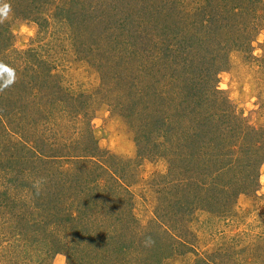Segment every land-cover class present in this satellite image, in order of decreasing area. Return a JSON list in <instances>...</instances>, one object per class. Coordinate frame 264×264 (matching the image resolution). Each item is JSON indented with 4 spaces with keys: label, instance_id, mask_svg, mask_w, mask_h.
<instances>
[{
    "label": "rangeland",
    "instance_id": "1",
    "mask_svg": "<svg viewBox=\"0 0 264 264\" xmlns=\"http://www.w3.org/2000/svg\"><path fill=\"white\" fill-rule=\"evenodd\" d=\"M166 1L169 0H0V7L7 3L11 8L8 18L0 23V84L8 77L5 68L10 69L15 77L9 87L0 88V106L3 105L8 115L1 113L3 118L0 119V166L16 161L18 167L22 168L24 161H27L28 168L35 161H40L35 160L34 149L40 146L36 140L43 136L50 141L58 139L57 148L66 144L69 146L65 149L68 154H77L72 146L78 147L80 139L92 131L98 149L102 154L108 152L106 156L116 155L112 168L122 180L125 179L131 185V199L125 192L124 196L121 193L113 199L116 204L122 202L118 210H124V215L130 213L134 218L128 221L127 218L124 219V225L129 224L132 228L130 235L124 237L129 247L124 253L106 251L104 256L108 260L122 256L129 258L140 252L143 244L132 242L139 229L136 227L141 224L140 228L155 233L160 252L165 250L169 254H166L168 258L163 260V264H264V164L254 167L252 163H244L242 172L245 177L234 179L239 186L252 188L256 185V191L235 197L229 209L222 212H195L190 216V223L186 227L175 231L178 234L184 233L189 242L186 241L183 245L171 240L157 226L159 221L156 217L157 215L161 220L168 221L170 215H166L165 210L172 208L171 215L175 212L170 203L173 190L169 187L172 185L161 176L168 173V160L160 155H147L145 158L138 156L135 134L140 132L131 123L124 108L125 103H128L126 89L123 91L115 83V80H126L127 77L121 79L119 74L129 65H134L136 70L138 61L144 72L149 68L146 64L156 59L163 63L159 65L164 71L160 69V73L154 74L152 80H148L150 72L149 75L142 72L144 82L154 81L161 72H167L165 68L170 65L165 58L169 55L177 58V44L175 46L172 42L166 47L167 41L177 39L179 42L181 37L192 39L190 35H200L203 30L202 20L207 22L215 12L228 16L236 7L244 12V7L248 5L250 8V3L253 9L258 6V10L264 8V5L255 0L253 1L257 6L249 0H181V4L190 10L189 13L183 12L185 19L190 16L188 25L177 32L178 29L173 26L164 27L165 23L156 20L154 16L158 15L151 12L156 5ZM252 15L249 12L246 18L241 14L237 16L238 21H245L241 31L243 34L248 33L247 39L243 38L240 46L237 43L239 38L236 43L232 40V44L227 45L229 57L225 69L218 76L217 85L225 96L230 97L234 109L244 119L240 120L259 132V129L264 130V22L258 29L251 30L254 24ZM119 16L124 18V27L118 22ZM232 30L225 28L226 33L221 36L225 37V42ZM144 35L146 38H143ZM125 46L128 52L135 50L133 60L125 59V56L121 60ZM195 47L199 48L194 46V49ZM202 48L200 45L198 51L203 52ZM38 53L55 62V72L59 76L57 82L66 90V94L64 90V93H56L54 96L61 99L58 101L56 118L52 122L55 129L46 122L47 119L41 120L37 116V107L45 105L40 102L46 92L42 89L47 90L48 95H54L47 87L53 79L49 78L46 67L39 64ZM226 53L221 51L223 55ZM202 58L203 55H198L197 60ZM34 68L42 76L39 81L41 90L37 89L35 96V93L23 86L27 77L34 78ZM114 69L120 70V73L114 74ZM157 84L151 85V89L156 90ZM36 100L37 104L33 107ZM88 104L91 108L88 107L90 111L85 115L82 110ZM62 107L66 112L61 110ZM77 110L80 113L74 115ZM87 115H91L90 121ZM63 116L67 118H61ZM188 130L194 134L193 128ZM197 133L200 132L194 135ZM202 142V139L197 138V146ZM76 152L80 153L82 150L77 149ZM205 152L200 150L198 155ZM51 166L59 170L61 167L70 169L72 165L57 162ZM257 168L259 174L254 183L250 172ZM114 184L110 179L109 185ZM166 184L168 185L164 191L163 186ZM8 185L0 177V205L11 188ZM79 200L76 198L75 202L78 203ZM1 211L0 207V264H100V253L94 255L95 249L93 256L84 257V250L77 248L80 245L77 240L56 255H45V242L37 237L41 234H32L44 227L40 225L29 228V215L23 216L19 209H15L14 213L17 214L14 219L10 213ZM104 219L113 221L115 216L111 213ZM47 222L53 223L52 219ZM98 224L93 228H99ZM62 231L60 248L66 236H69L65 230ZM152 240L154 236L148 243ZM103 241H108V238L96 239L98 244ZM109 243L114 245L110 241L105 244V248ZM103 262L104 259L101 263Z\"/></svg>",
    "mask_w": 264,
    "mask_h": 264
},
{
    "label": "trees",
    "instance_id": "2",
    "mask_svg": "<svg viewBox=\"0 0 264 264\" xmlns=\"http://www.w3.org/2000/svg\"><path fill=\"white\" fill-rule=\"evenodd\" d=\"M255 2L264 5V0H255ZM255 2L253 1L254 6H257ZM251 6L252 3L250 8L248 5L245 6L244 12L236 7L231 11V15H228L229 17L215 12L207 22L204 23L202 20L201 34L190 35L192 39L181 37L179 42L177 39L168 40L166 47H169L172 42L175 46L177 44L178 48L176 46L175 49L177 58H171L170 55L165 58L170 66L165 68L167 72H161L154 81L144 82L141 74L143 72L149 75L148 72H150L148 80H152V76L156 75L160 69L164 71L159 65L163 63L157 62V59L146 64L149 66L146 72L141 69L139 61L136 70L134 65H129L127 69H130L127 72L126 68L121 73L120 70L113 71L114 74L120 73L121 79L124 76L127 77L124 81L115 80V83L117 87L119 84L123 91L124 88L126 89L128 103H125L124 108L131 123L140 132L135 134L138 156L145 158L147 155H160L168 160V173L161 176L165 178V181L169 180L172 185L169 187L173 190L170 203L175 212L171 215L172 208L165 210V214L170 215L168 221H163L156 215L159 221L157 226L163 229L162 232L169 235L171 240H176L183 245L189 240L183 235L184 233L178 234L175 231L186 227L190 223V216H193L195 212L205 211L210 214L222 212L229 209L235 197L257 190L256 185L252 188L239 186L234 179L245 177L242 172L244 163L246 165L252 163L254 167L264 164V130L259 129V132H256L254 127L249 128L245 121L242 122L241 120L244 119L234 109L230 97L225 96L217 85L218 76L225 69L229 57L227 45L232 44V40L236 43L239 38L237 43L240 46L243 38L248 35L247 32L243 34L241 31L244 19L238 21L237 16L241 14L246 18L249 12L253 14L254 24L251 30L258 29L264 22V8L258 10V6L254 9ZM189 11L181 4V0H169L156 5L151 12L158 15L154 16L156 20L165 23L164 27L173 26L179 32L185 27L184 25H188L190 15L185 19L184 14ZM123 20L124 18L119 16L118 22L124 27ZM255 23L258 25L256 26ZM137 25L142 27L139 23ZM126 28L129 27L126 26ZM225 28L233 29L232 34L226 37V42L223 39L225 37H221L226 33ZM143 38H146L145 35ZM248 41L251 42L250 39ZM200 45L203 47V52L198 51ZM90 46L93 44L90 43ZM194 46L199 48L194 49ZM221 51L227 52L226 55L221 54ZM124 53L121 60L124 59L123 56L125 59L133 60L136 54L135 50L128 52L126 46ZM198 55H203L204 58L198 61ZM37 56L40 57L39 64L46 67L49 78L53 79L47 87L54 94L48 95V91L42 89L46 92L42 95L43 99L40 102L45 105L37 107V116L41 120L47 119L46 122L55 129L52 122L56 118L58 101L61 99L54 96L57 95L56 93H64L65 88L57 82L59 76L55 72V62H51L41 53ZM34 72V78L27 77L26 83L23 84L27 90H31V93H35L37 89L41 90L39 81L42 76L35 68ZM22 77L23 75L20 78ZM152 83H158L156 90L151 89ZM41 85L43 87V84ZM118 89L121 91L120 88ZM36 104L37 100L33 103V107ZM88 107L91 108L90 104L82 110L85 115L90 111ZM61 110L66 112L63 107ZM5 111L3 105L0 106V119L3 115L8 116ZM78 113L80 110H77L74 115ZM69 116L73 117L72 114ZM61 118H67V116ZM87 119L90 121L91 115H87ZM189 128L195 130L194 134L200 133L191 134L192 131H189ZM197 138L203 141L200 146H197ZM80 140L78 147L72 146L77 154H68V150H65L69 147L68 145L64 144L57 148L58 139L50 141L43 136L40 140H36L40 146L34 149L36 153L34 158L40 161H35L34 165L31 164L28 168L27 161H24L25 165L22 168L18 167L16 161L1 164L0 177L4 178L7 185L11 187L0 205L1 212L10 213L14 219L17 214L14 211L19 209L23 216L29 215V228L43 226L42 230L38 229L32 234H41L37 237L41 242H45L47 251L45 255H56L77 240L80 244L77 248L84 250V257L93 256L95 249L94 255L100 253V264H108V262L110 264H163V260L169 254L165 250L160 252L155 233L140 228L141 224L136 227L139 228L135 235L137 239L133 237L132 242L143 244L137 255L133 254L129 258L122 256L115 260H108L104 256L108 250L124 253L129 247L124 237L130 235L132 228L128 226L129 224L124 225V219L127 218L128 221L134 218L130 216V213L124 215V210H118L122 202L116 204L113 199L115 195L117 197L121 193L124 196V192L131 199L129 192L131 185L125 179L122 180L123 178L112 168L116 155L106 156L108 152L102 154V151L98 149L92 131L89 135L86 133ZM77 149L82 152H76ZM200 150L206 152L198 155ZM57 162L72 166L70 169L61 167L58 170L51 166ZM250 174L254 177L253 182L256 183L258 168L252 170ZM110 179L115 182L114 185H109ZM167 185L163 186L164 191ZM76 198L78 200L80 198L78 203L75 202ZM5 204L7 206L3 207ZM74 206L78 208L75 209ZM111 213L115 216L114 220L111 219L113 221L104 219ZM48 219H52L53 223L47 222ZM97 224L99 228H93ZM91 228H93L92 232ZM126 229H128L127 232ZM62 230H65L69 236H66L60 248ZM152 236L154 240L148 243ZM99 237L108 238V241L98 244L96 239ZM110 241L114 245L109 243V246L105 248V244ZM103 259L104 262L101 263Z\"/></svg>",
    "mask_w": 264,
    "mask_h": 264
},
{
    "label": "clouds",
    "instance_id": "3",
    "mask_svg": "<svg viewBox=\"0 0 264 264\" xmlns=\"http://www.w3.org/2000/svg\"><path fill=\"white\" fill-rule=\"evenodd\" d=\"M10 10H11L10 5L7 3H3L2 7H0V23H3L4 20L8 18V14ZM4 71L7 72L8 77L3 81L2 84H0V88L9 87L15 80L13 72L10 69L5 68Z\"/></svg>",
    "mask_w": 264,
    "mask_h": 264
}]
</instances>
